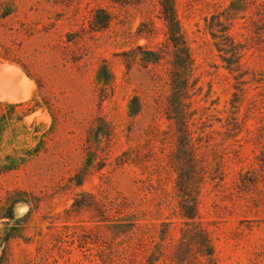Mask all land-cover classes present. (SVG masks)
Here are the masks:
<instances>
[{"label": "rangeland", "instance_id": "374dc122", "mask_svg": "<svg viewBox=\"0 0 264 264\" xmlns=\"http://www.w3.org/2000/svg\"><path fill=\"white\" fill-rule=\"evenodd\" d=\"M229 2L176 0L200 87L196 106L214 101L213 113L220 117L228 107L232 79L221 65L204 20ZM97 8L106 9L111 21L104 30L94 32L89 20ZM145 11L155 14V0L139 6L109 0H0V115L7 116L0 121V163L13 167L0 173V264H95L91 212L82 210L66 218L65 210L76 193L95 194L101 184L110 196L118 193L135 204H147L159 218L173 221L170 234L172 239L178 236L180 219L168 218L167 208L156 205L162 194L151 195L133 166L114 167L113 162L129 146L127 125L132 122L137 139L153 111L155 86L148 71L137 56L127 55L126 60L124 54L145 44L135 35ZM257 15L264 16V0L239 14L228 34L247 48L243 61L264 72V26L252 25ZM102 67L110 73L107 83L98 78L106 73ZM247 94L239 112H246L245 128L234 145L238 153L228 162L226 187L240 169L256 168L258 152L253 142L258 128L264 126V82L251 85ZM133 96L143 107L131 118L127 107ZM16 103L24 106H8ZM94 120L98 129L111 126L116 134L104 150L107 155L97 154L94 133L87 134ZM212 128L219 130V123L214 122ZM94 153L106 158L102 180L94 170L99 162L97 158L92 162ZM82 170L83 183L76 186L70 177ZM171 187L168 181L164 189ZM215 200L219 198L204 188L202 220L211 223L207 227L215 238L217 264H253L254 254L264 246V200L250 208L242 202L233 206L229 200H219L221 204ZM10 209L12 219L1 217ZM83 234L90 237V247H81Z\"/></svg>", "mask_w": 264, "mask_h": 264}, {"label": "trees", "instance_id": "16d2710c", "mask_svg": "<svg viewBox=\"0 0 264 264\" xmlns=\"http://www.w3.org/2000/svg\"><path fill=\"white\" fill-rule=\"evenodd\" d=\"M109 1L121 6H139L147 0ZM255 3L257 0H230L225 9L204 20L221 65L232 79L228 107L222 117L213 113L216 111L212 108L214 101L206 106H196L195 96L200 87L196 86L194 58L177 13L176 0H155V14L145 11L141 15L135 35L143 38L145 44L137 45L129 54H124L126 60L131 55L137 56L140 66L148 71L155 86L153 111L137 139L132 133V122L127 125L125 138L129 146L119 151L113 162L114 167L133 166L143 177L140 183L146 182L151 195L162 194L156 205L167 208L168 218L180 219L178 236L175 239L171 237L173 221L159 218L147 204L145 207L135 204L118 193L110 196L106 189L101 188L102 184L95 194L81 190L72 198L65 213L69 218L82 210L91 212L96 230V239L90 241L95 244H92L95 246V264H217L215 238L207 227L211 223L202 220L203 189H208L220 201L229 200L233 206L242 202L249 204L244 207L250 208L263 202L264 126H260L254 135L253 145L258 152L255 155L256 168L240 169L230 187L225 186L228 162L231 155L238 153L234 145L239 142L237 137L245 128L247 118L246 112L239 114L240 108L247 100L249 87L264 82V72L251 69L243 61L247 48L235 42L228 29L239 14H244ZM261 15L252 20V25L257 28L264 26V16ZM110 21L111 14L104 8H97L89 20V29L102 31ZM102 69L106 73L98 74V78L107 83L110 73L106 67ZM98 91L102 92V88L99 87ZM102 98L103 95L100 100ZM8 106L21 109L24 103ZM142 107L143 103L137 96L131 97L127 115L134 118ZM6 119V115H0V121ZM214 122L219 123V130L212 128ZM163 124L165 127L161 128ZM92 125L87 134L94 133L97 154H103L108 144L113 139L115 141L116 134L111 126L98 129L95 120ZM207 128L210 130L206 131ZM86 142L91 143L88 138ZM101 143L104 146L101 147ZM93 155L92 162L94 158L99 159L94 170L101 179L106 158L96 153ZM10 169L13 167L0 163V173ZM84 174L83 170L76 172L70 177V182L81 186ZM168 181L172 187L166 191L164 186ZM219 200L215 202L218 204ZM222 210H225V205H222ZM1 217L12 219V209ZM83 237L81 247H87L90 237ZM263 253L264 246L259 254H254L257 257L252 263L264 264L261 261Z\"/></svg>", "mask_w": 264, "mask_h": 264}]
</instances>
